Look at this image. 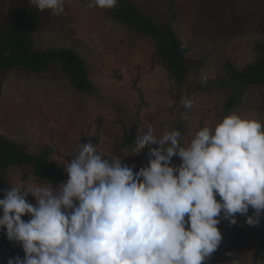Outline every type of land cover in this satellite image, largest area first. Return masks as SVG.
<instances>
[{
	"label": "rangeland",
	"instance_id": "rangeland-1",
	"mask_svg": "<svg viewBox=\"0 0 264 264\" xmlns=\"http://www.w3.org/2000/svg\"><path fill=\"white\" fill-rule=\"evenodd\" d=\"M132 1L159 24L172 22L188 47L187 55L201 60L198 71L191 72L183 85L176 84L155 54L152 38L118 21L109 9L89 7V0H65L60 15L50 9L40 11L30 0H0V33L34 13L36 47L76 50L96 85L93 93L76 89L58 62L43 72L4 70L0 132L33 153L51 147L50 158L62 166L76 155L81 143L91 141L100 152L121 156L123 164L135 165V171L148 165L149 148L158 145L131 153L133 145H125L123 137L133 124L138 126V135L150 126L157 135L177 129L181 144L186 145L199 128L214 126L231 113L264 123V86H249L226 112L231 89L208 83L227 76V62L242 70L258 58L257 42L264 41V0ZM185 98L193 102L190 110L183 106ZM172 163L180 165L178 155ZM1 181L5 189L18 183H49L17 166L4 171ZM51 185L55 189L59 184ZM27 199L36 204L31 195ZM29 218L30 214L22 217ZM236 218L235 225L220 219L222 242L203 264H231L234 260L237 264H264V216L258 225H250L235 255L225 256L240 225ZM6 239L0 231V264H7L11 257Z\"/></svg>",
	"mask_w": 264,
	"mask_h": 264
},
{
	"label": "clouds",
	"instance_id": "clouds-1",
	"mask_svg": "<svg viewBox=\"0 0 264 264\" xmlns=\"http://www.w3.org/2000/svg\"><path fill=\"white\" fill-rule=\"evenodd\" d=\"M30 3L60 15L65 0ZM118 3L89 0V7ZM192 105L183 100L185 109ZM180 137L177 129L157 135L148 127L130 152L158 146L149 148L148 165L135 171L121 156L81 143L63 166L67 179L55 189L44 182L3 190L0 231L24 251L7 264H203L222 242L221 218L235 225L240 214L258 225L264 216V123L231 113L199 128L186 145Z\"/></svg>",
	"mask_w": 264,
	"mask_h": 264
},
{
	"label": "trees",
	"instance_id": "trees-1",
	"mask_svg": "<svg viewBox=\"0 0 264 264\" xmlns=\"http://www.w3.org/2000/svg\"><path fill=\"white\" fill-rule=\"evenodd\" d=\"M109 10L121 23L153 39L155 54L166 64L170 77L176 84L183 85L188 75L201 67V60L187 55L188 47L180 39L172 22L159 24L132 0H119L118 5ZM36 20V15L30 12L22 21L7 27L0 33V86L4 70L24 68L32 72H43L52 63L58 62L73 87L87 93L95 92L96 85L90 78L89 67L76 50L56 46L47 49L36 47L34 40ZM256 50L258 58L253 63L240 70L231 62H227L225 64L227 76L208 82L231 89L225 102L226 112L239 102L249 86H264V41L257 42ZM137 130V124H133L125 132L123 137L125 145H134L135 138L138 136ZM51 153V147H46L39 153H33L0 132V199L4 198L3 190H5L1 175L10 166H17L24 172L34 174L53 185L63 182L66 177L64 167L50 158ZM252 214L253 209L249 208L248 215ZM237 216L240 225L234 231L233 239L226 248V257L235 255L248 236L250 225L245 223L246 217L240 214ZM6 243L11 251V257L24 256V251L18 243L8 239ZM227 252L232 254L226 255Z\"/></svg>",
	"mask_w": 264,
	"mask_h": 264
}]
</instances>
